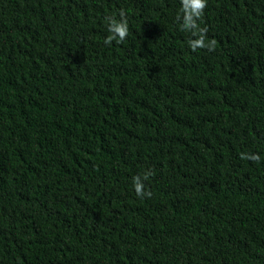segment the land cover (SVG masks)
Instances as JSON below:
<instances>
[{"label":"trees","instance_id":"1","mask_svg":"<svg viewBox=\"0 0 264 264\" xmlns=\"http://www.w3.org/2000/svg\"><path fill=\"white\" fill-rule=\"evenodd\" d=\"M182 15L0 0V264H264V0Z\"/></svg>","mask_w":264,"mask_h":264},{"label":"clouds","instance_id":"2","mask_svg":"<svg viewBox=\"0 0 264 264\" xmlns=\"http://www.w3.org/2000/svg\"><path fill=\"white\" fill-rule=\"evenodd\" d=\"M207 7V0H181V12H182V24L181 30L191 32V34L196 39L189 40V47L192 51L197 49L208 48L209 50L215 44L212 40L206 43V28H201L198 21L202 18L204 14V9ZM181 17H178L180 19ZM107 29L109 35L105 38L104 43L106 45H111L113 41L116 43H123V41L128 36V21L125 17L123 10L119 13V19L115 15L107 17ZM242 158L252 159L254 161H259V156H242ZM153 173L149 170L144 173L143 180H147ZM141 177H134L133 187L136 195L138 197H150L151 192L145 190V185Z\"/></svg>","mask_w":264,"mask_h":264}]
</instances>
